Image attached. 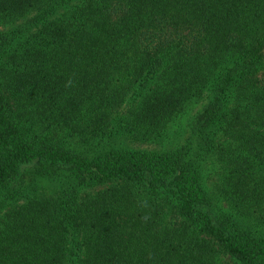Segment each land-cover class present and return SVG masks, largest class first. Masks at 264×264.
<instances>
[{
  "label": "trees",
  "instance_id": "obj_1",
  "mask_svg": "<svg viewBox=\"0 0 264 264\" xmlns=\"http://www.w3.org/2000/svg\"><path fill=\"white\" fill-rule=\"evenodd\" d=\"M0 264H264V0H0Z\"/></svg>",
  "mask_w": 264,
  "mask_h": 264
},
{
  "label": "rangeland",
  "instance_id": "obj_2",
  "mask_svg": "<svg viewBox=\"0 0 264 264\" xmlns=\"http://www.w3.org/2000/svg\"><path fill=\"white\" fill-rule=\"evenodd\" d=\"M204 95L201 99L189 104L185 110L181 111L171 122L168 132L160 138L159 141L149 142H129L130 145L140 147L143 149H168L184 143L186 137L190 132V123L196 114L202 109L203 105L207 102L208 97ZM220 166L216 162L205 163V179L210 188H214V184L218 178ZM221 206L225 207L224 201H220Z\"/></svg>",
  "mask_w": 264,
  "mask_h": 264
}]
</instances>
